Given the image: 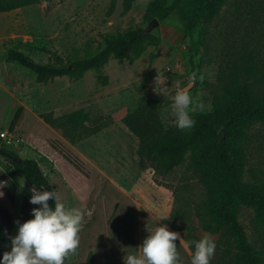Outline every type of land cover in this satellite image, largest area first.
I'll return each mask as SVG.
<instances>
[{"label": "rangeland", "instance_id": "obj_1", "mask_svg": "<svg viewBox=\"0 0 264 264\" xmlns=\"http://www.w3.org/2000/svg\"><path fill=\"white\" fill-rule=\"evenodd\" d=\"M123 0H41L0 12V147L38 162L58 199L84 218L80 245L65 264H124L156 227L180 234L175 241L181 264H191L194 249L187 240L210 236L216 245L210 264H227L230 251L219 235L206 231L194 213L204 198L200 178L189 168L188 156L169 171L138 163V141L124 116L146 101L156 103L165 127L177 128L171 96L188 90L209 112L221 71H242L247 58L264 60V0H226L207 31L192 39L176 15L155 22L144 17L152 0H135L123 12ZM172 0H166L170 3ZM152 23V24H151ZM140 27L145 39L125 57L110 56L99 70L80 77L54 76L40 81L35 73L6 59L14 48L37 62L51 53L78 60L104 46L116 31ZM231 68V69H229ZM227 71V72H228ZM197 73L195 82L190 80ZM160 74L165 81L156 84ZM203 75L201 83L199 76ZM179 85V88H177ZM195 107V105H193ZM22 109L18 124L11 120ZM85 115L76 126L67 114ZM59 118L65 133L44 120ZM246 157L242 180L264 182V122L254 124L242 142ZM0 259L11 250L10 237L34 218L31 189L44 191L26 172L16 170L0 155ZM166 220H161V217ZM237 218L264 264V219L251 206L240 205Z\"/></svg>", "mask_w": 264, "mask_h": 264}, {"label": "trees", "instance_id": "obj_2", "mask_svg": "<svg viewBox=\"0 0 264 264\" xmlns=\"http://www.w3.org/2000/svg\"><path fill=\"white\" fill-rule=\"evenodd\" d=\"M41 0H0V12L37 3ZM135 0H123V12H127ZM226 0H152L148 3L144 17L162 21L176 15L185 35L192 39L198 31L202 36L207 23L219 14ZM116 0H110L109 12ZM145 39L140 27L118 30L105 37V44L94 54L78 59H63L56 53L49 55L46 63L37 62L20 50L10 48L6 59L35 73L40 81L54 76L80 77L89 69L99 70L110 56L125 57L138 49ZM225 69L219 77V87L212 100L209 112H198L192 118L195 125L190 130L165 127L156 103L146 101L124 116V123L138 141L137 156L141 167L150 166L169 171L183 163L188 156L189 168L200 178L204 198L194 206V213L202 227L219 235V245L230 251L227 264H263L261 255L248 240L242 224L237 218L240 205L251 206L260 219H264V182L250 183L242 180L246 157L242 142L248 130L256 123L264 122V60L247 58L242 71ZM229 68V69H231ZM228 71V72H227ZM22 109L14 114L10 129L20 121ZM81 110L66 115L70 126L82 122ZM44 120L58 126L65 133V122L59 118ZM12 155V151H9ZM16 170L26 172L44 191H54L49 177L38 162L22 158L16 162L1 155ZM49 206L54 209L55 201ZM187 244L194 249L189 240Z\"/></svg>", "mask_w": 264, "mask_h": 264}, {"label": "clouds", "instance_id": "obj_3", "mask_svg": "<svg viewBox=\"0 0 264 264\" xmlns=\"http://www.w3.org/2000/svg\"><path fill=\"white\" fill-rule=\"evenodd\" d=\"M196 79L197 73L193 72L190 80L195 82ZM199 80L202 83L204 76L200 75ZM164 81L165 77L158 74L156 84ZM170 99L175 126L181 131L192 129L195 120L190 112L196 108L203 111V103L195 102L188 90H179ZM4 186L6 182H0V187ZM31 192L30 203L40 207L32 209L34 218L22 224L16 221L18 234L10 237L11 250L3 254L0 264H65V260L75 255L79 248L83 212L77 208H66L54 191H39L33 187ZM50 199L55 201L54 209L49 206ZM160 219L167 218L162 216ZM178 239L182 240L179 233L170 231L166 226L156 227L143 240L139 254L127 255L124 264H181L175 243ZM190 243L195 246L191 264H210L215 254L214 240L204 236Z\"/></svg>", "mask_w": 264, "mask_h": 264}, {"label": "water", "instance_id": "obj_4", "mask_svg": "<svg viewBox=\"0 0 264 264\" xmlns=\"http://www.w3.org/2000/svg\"><path fill=\"white\" fill-rule=\"evenodd\" d=\"M153 22H155V19L152 20V23ZM0 155L9 157V158H11L12 160H14L16 162H19L20 161V157L19 156L12 155L9 151H7V150H5V149H3L1 147H0Z\"/></svg>", "mask_w": 264, "mask_h": 264}]
</instances>
